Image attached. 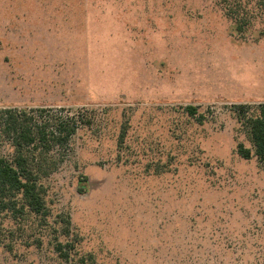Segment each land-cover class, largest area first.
I'll return each mask as SVG.
<instances>
[{
  "label": "rangeland",
  "instance_id": "obj_1",
  "mask_svg": "<svg viewBox=\"0 0 264 264\" xmlns=\"http://www.w3.org/2000/svg\"><path fill=\"white\" fill-rule=\"evenodd\" d=\"M261 104L264 0H0V109L88 123L45 214L0 215V264H264Z\"/></svg>",
  "mask_w": 264,
  "mask_h": 264
},
{
  "label": "trees",
  "instance_id": "obj_2",
  "mask_svg": "<svg viewBox=\"0 0 264 264\" xmlns=\"http://www.w3.org/2000/svg\"><path fill=\"white\" fill-rule=\"evenodd\" d=\"M240 108L239 116L246 118L255 155L264 162V104L256 111ZM187 110L196 115L193 107ZM82 125L88 123L63 109L59 112L51 107L0 109L1 132L14 149L12 161L0 157V215L8 210L18 212V194L33 213L45 214L41 176L57 170L58 163L50 155L60 150L68 152ZM238 154L245 160L252 157V152L243 145H239Z\"/></svg>",
  "mask_w": 264,
  "mask_h": 264
}]
</instances>
